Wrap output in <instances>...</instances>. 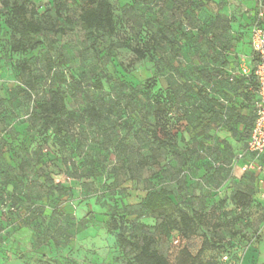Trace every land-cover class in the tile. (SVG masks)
Returning a JSON list of instances; mask_svg holds the SVG:
<instances>
[{"label": "rangeland", "instance_id": "rangeland-1", "mask_svg": "<svg viewBox=\"0 0 264 264\" xmlns=\"http://www.w3.org/2000/svg\"><path fill=\"white\" fill-rule=\"evenodd\" d=\"M18 1L36 8V17L43 22L45 31L39 36L43 44L38 49L11 53L9 13L0 0V144L10 141L6 154L0 155V190L4 188L9 194L14 187L22 188L32 204H37L36 198L41 195L44 198L43 216L21 224L27 229L26 237H22L26 240L21 241L24 247V243L30 246L27 251L33 254L19 255L17 259L25 264H131L132 254L118 246L115 232L109 229L117 222L128 236H134L141 226L148 227L155 234L154 247L171 262L176 251L187 247L195 264H264V210L258 202L250 200L256 203L252 210L249 207L239 213L234 208L227 210L224 214L230 213L224 220L215 211L205 212L209 215L207 221L200 223L194 234L184 236L167 220L151 217L143 207L149 190L175 188L167 176L169 168L176 165L173 155L166 148L157 150L144 142L139 144L138 124H132L131 132L117 128L120 124L113 132L109 128L121 119L119 113L128 115V121L137 116L126 106L135 89L141 96L144 91L150 100L166 99L162 90L166 89L165 81L157 79L156 53L149 50L151 36L160 39V30L169 36V30L162 24H171L176 29V40L188 43L179 49L180 61L188 66L194 64L200 70L202 63L210 62L204 55L207 47L204 41L217 42L219 38V33L211 35L206 31V24L218 17L229 24L225 38L231 40V48L238 44L241 48L249 46L247 28L258 8H264V0H205L202 4L194 3L192 8L190 0L179 2V6L172 0H109L116 31L113 36L102 38L90 37L81 29L77 17L79 0H63L64 5L57 4L58 0ZM188 6L193 14L185 16ZM57 8L63 15H70V23L64 17L59 24L55 23ZM58 28L65 32L58 33ZM182 30L186 35L180 34ZM135 49H142L144 58H137ZM163 51L168 57L171 50L167 47ZM24 65L28 72L23 70ZM161 67L162 73H166L168 67ZM55 73H61L64 79L55 88L59 86L66 94L67 114L62 119L67 123L68 134L62 140L55 139L52 131L43 132L30 118L33 98H43L50 76ZM192 83L195 87L205 83L201 72L192 75ZM93 103L99 107L113 103L115 108L111 115L104 111L100 126L89 120L86 112ZM133 103L129 110L142 107L136 100ZM197 117L190 126L183 124L184 117L178 119L182 124L177 129L180 136L175 139L182 152L188 147L194 150L202 146ZM168 126L173 132L177 124L169 121ZM121 141L132 147L131 152L140 149L135 160L139 155L149 160L154 156L158 161L135 173V180L119 172L114 181V168L120 169L125 159L116 157L114 152V146ZM214 146L203 147L210 150ZM245 150V143H240L230 151L234 155ZM33 152L37 164L19 171L17 164L21 158ZM193 159L198 168L194 174L199 178L204 173L203 162L195 155ZM259 173L242 171L247 182L227 187L225 200L231 201L234 191H245L246 187H252L253 194L260 192ZM47 178L59 184L63 192L49 194L47 186L41 189ZM217 181L213 177L208 185L192 182L191 193L199 198L198 204L204 209H212L223 199L218 196L222 185ZM175 194L171 198L178 203ZM24 205L27 207L31 202L25 200ZM14 227L6 228V233L11 234Z\"/></svg>", "mask_w": 264, "mask_h": 264}, {"label": "trees", "instance_id": "trees-1", "mask_svg": "<svg viewBox=\"0 0 264 264\" xmlns=\"http://www.w3.org/2000/svg\"><path fill=\"white\" fill-rule=\"evenodd\" d=\"M181 1L184 2L186 0H172L175 6H179V2ZM190 2L191 4L189 6L191 7L194 3L202 4L206 1L190 0ZM57 4L64 5L63 0H58ZM1 6L9 13V27L11 29L9 36L10 52L18 54L38 49L43 44L39 39V36L45 31V26L43 22L36 17V8L34 6L29 7L26 3L18 0H1ZM189 6L184 11L185 16L193 14L190 11L192 7L189 8ZM58 8L55 10L56 17L58 18L55 23L59 24V19L63 17L65 18L66 23H70V15H63ZM77 17L81 29L90 37H111L116 31L112 6L109 0H79ZM253 21L249 24L248 29ZM162 27L167 31L169 30V36L162 32V30H160V39L156 36H151L150 39L152 46L149 47V50L152 51V53L153 51L156 53V66L158 70L157 79L159 82L165 81L166 89L160 88L165 92L166 99L150 100L149 96L144 93V91L141 96L138 95L139 93L135 92L138 89H135L132 91V94L128 96L129 102L126 106L128 105V111H132L133 114H137V116L133 115V119L128 121V115L122 116L119 113L118 115H120L121 119L119 118L116 124L111 125L109 128L110 131L113 132V129L120 124L121 126H118L117 128L124 127L127 132H131L133 127L132 124H138L140 129L138 134L141 135V137H138L139 144L144 142V144L149 147L155 146V149L157 150L166 148L170 151L171 155H173L176 165L169 168V174L167 176L169 178L168 181L175 184V188L170 190L169 188L160 187L159 189L149 190L146 193L143 207L154 219L167 220L170 224L175 226L182 235L189 236L195 233L200 223L207 221L209 215L207 216L205 212L215 211L217 215H219V213H224L221 208L226 202L225 198H223L215 207H211L212 209L204 211L202 210L204 209L202 205L198 204L199 198H196L193 193H191L194 189L192 183L186 186L187 183L185 180L186 177L189 180H192V177H194L195 179L193 181L197 180L199 183L204 182L205 185H208L209 180L213 177L218 180L217 176H220L219 173L229 168L227 167L229 163L224 164V161L219 156L221 155L220 148H218L220 145L218 143L208 142V138L212 137L214 131V128H212L211 125L216 124V122L219 121L220 123L218 124V127H222L226 122L225 114L221 111L224 109L223 106H229L230 102L219 98V93L223 90V84L232 85L234 82L243 84L245 79L249 81L248 83L253 87V94L251 95L253 120L254 102L257 98V87L252 75L242 79V75L238 74L233 77L232 81H230V73H222L217 70L215 66L217 60L216 56L208 59L210 62H204V59H202L204 63L201 64L202 68L200 70L197 69V66L194 64L188 66L189 64L186 63L184 65L183 61H180L178 56L181 54L179 49L181 47H187V41L176 40L174 32L176 29L174 30L171 24H162ZM205 29L211 35L216 32L219 33L217 42H214L211 39L205 40L204 43H206V45L209 42L224 43L229 41L230 43L231 40L229 37L225 38L227 30L229 29V24L221 21L218 17L214 18L211 23L206 24ZM57 32L63 34L65 31L62 28H58ZM184 32L185 31L182 30L180 34L184 35ZM230 46L231 44H229V47ZM167 47L171 50L168 57L165 56L163 51ZM113 48H115V46H113ZM156 49H158V51H155ZM134 53L137 58H144V52L142 49H135ZM256 62L257 58L254 55L252 67ZM161 65H163V67H168L166 73H162ZM23 70L26 72L29 71L26 65L23 66ZM198 72H201V75H203L205 83L195 87L192 83V75ZM30 82H32V78L29 80V86L31 85ZM57 82L64 83L61 73H55L50 76L49 84L46 87L41 100L33 98V110L31 111L30 118L32 124H38L43 132L52 131L55 139L62 140L64 136L68 134L67 123L62 119L67 114L65 103L66 94L59 86L55 88ZM96 88L98 87L96 86ZM134 100L139 102L142 107L138 110L134 108L129 110V107H132L134 104ZM100 104L102 105V103ZM114 110L113 103H107L100 107L96 103H93L86 112L90 116L89 120L94 121L100 126V123L103 120L104 111L111 115L114 113ZM195 116L200 118L201 130L199 138L202 146L197 149L195 147L194 150L192 149L193 147H188L190 151L187 149L185 152H182L179 147H177L178 142L175 139L176 136H180V131L177 129L182 124V121H178V119L184 117L183 124H185V126H190V124H192V119H196ZM169 121L177 124L176 130L173 132L169 130ZM252 124L248 130V134L245 136V143H247ZM9 143L10 141H4L0 144V155L6 154L7 148L10 146ZM210 144L215 145L210 150L203 147ZM130 149L132 150V147L130 148L125 141L118 142L117 145L114 146L116 157L120 158V156H125L120 169L114 168V181L117 179L116 175L119 172L124 176L127 175L129 179L135 180V173L137 175L140 169L148 164H152L153 161H158L154 156L149 160L147 157H141L139 155L138 159L136 158L137 160H135V156L140 149L136 148L132 152L129 151ZM239 154L245 155L246 151L237 153L233 162ZM193 155L198 158L197 160L199 162L200 160L203 162V167L201 169L204 173L203 175H199V178L195 177L194 174L198 168L193 165L196 160L193 159ZM35 156L37 155L36 153L34 154V152L29 154L25 153L24 157H22L17 164V169L21 171V169L26 166L34 168L37 164ZM125 163H128V166L126 165L125 167ZM205 176H208V180L206 181L203 179ZM47 180L48 181L44 182L41 186V189H45L47 186V192L49 194L55 192L61 194L63 192L59 184H55L48 178ZM26 194L27 193H25L24 189H18L16 187H14L13 191L9 194L4 188L0 190V231L8 226H12L16 219L22 224L30 219L43 216V206L41 204V202L44 201V198L42 197L43 195L36 198L38 201L37 204H32V199ZM172 194L177 195L178 203L173 201L171 198ZM21 200H24V202L25 200H29L31 205L26 207ZM250 200V195L246 194L243 190H238L234 191L230 202L232 204L234 203V209L239 213L240 210L245 209L252 204ZM216 207L218 209H215ZM229 213H225V215L227 216ZM232 213L234 214V212ZM3 223L6 224L3 226ZM109 229L115 232L116 243L118 246L122 250L129 251L132 254L131 264H195V258L191 256L187 247H183L176 251V253H174L173 261L171 262L154 247L155 234L151 232L148 227L141 226L134 236H128L124 227L117 222L110 225ZM206 229L208 230L209 228L207 227ZM208 234L209 233L206 235Z\"/></svg>", "mask_w": 264, "mask_h": 264}, {"label": "crops", "instance_id": "crops-1", "mask_svg": "<svg viewBox=\"0 0 264 264\" xmlns=\"http://www.w3.org/2000/svg\"><path fill=\"white\" fill-rule=\"evenodd\" d=\"M211 1V0H207ZM218 2L219 0H214ZM248 37H249V29ZM244 45L240 47L239 44L235 48L229 47L231 41L228 42H218L207 43L206 53H204L207 58H214L216 56V68L220 72L224 73H233L236 72L239 67L246 66L248 69H251L254 60V53L250 46ZM249 75H242V79L247 78ZM247 79L243 81V84L239 82H234L232 85H224L223 90L219 93V98L228 100L230 105L227 107L223 106L222 113L225 114L226 122L223 126H219V121L216 124H212L211 127L214 128L212 137L208 138L209 143H218L222 149L220 158L225 163H229L226 170L219 173L218 181L220 182L219 186L222 185V188L219 189L218 196L225 198V193L228 190L227 187L235 188L234 183L237 185L244 184L246 181V175L242 174L241 167L245 164H252L256 171L259 173V188L260 184L264 183V156L256 155L251 153H246L243 158L238 162H233L234 155L231 153L234 149V146L240 143H245V136L248 134V130L253 122V110L251 107V95L253 94V87L248 83ZM224 83V82H223ZM221 124V125H222ZM221 127V128H220ZM246 144V143H245ZM232 150V151H230ZM230 165V166H229ZM208 176L203 177L206 181ZM249 177V175H248ZM195 178L192 177V180H189L186 177V186L193 182ZM246 186V185H245ZM245 193L250 195L251 199L258 202L259 206L264 210V200H261L260 192L257 194L252 193V187H246ZM255 202H252L248 207L252 210ZM202 208V207H201ZM234 208V205L226 200L221 210L227 212ZM207 211V209H203ZM227 214V213H226ZM226 215L224 213H219L218 218L221 217V220H224ZM6 223H3V226ZM15 226V227H14ZM14 230L11 234L6 233V228H12ZM4 230L0 231V264H25L21 260L17 259L19 255L33 254L31 251H27L30 246L24 243L26 238L22 240V237H26L27 229L21 226L17 219L13 222L12 226L6 227ZM2 240V241H1ZM5 240V241H4ZM22 240V241H21ZM12 241V242H11ZM28 247V248H27ZM2 251V252H1ZM27 253H21V252ZM33 264V263H29Z\"/></svg>", "mask_w": 264, "mask_h": 264}, {"label": "built area", "instance_id": "built-area-1", "mask_svg": "<svg viewBox=\"0 0 264 264\" xmlns=\"http://www.w3.org/2000/svg\"><path fill=\"white\" fill-rule=\"evenodd\" d=\"M249 41L251 49L257 58L255 65L239 67L236 72L231 73L230 81L233 77L240 75H252L257 87V98L254 102V120L246 143V153L264 156V8L259 7L252 25L249 27ZM239 154L235 162L243 158ZM243 172L254 171L256 168L252 164H245L241 167ZM260 196L264 199V183L260 187ZM177 242V241H175Z\"/></svg>", "mask_w": 264, "mask_h": 264}]
</instances>
